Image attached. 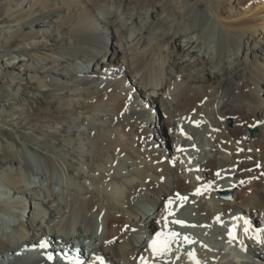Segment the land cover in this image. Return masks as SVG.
<instances>
[{
	"label": "bare ground",
	"instance_id": "obj_1",
	"mask_svg": "<svg viewBox=\"0 0 264 264\" xmlns=\"http://www.w3.org/2000/svg\"><path fill=\"white\" fill-rule=\"evenodd\" d=\"M222 1L0 0V264H264V0Z\"/></svg>",
	"mask_w": 264,
	"mask_h": 264
},
{
	"label": "rangeland",
	"instance_id": "obj_2",
	"mask_svg": "<svg viewBox=\"0 0 264 264\" xmlns=\"http://www.w3.org/2000/svg\"><path fill=\"white\" fill-rule=\"evenodd\" d=\"M221 3H219L220 6L224 7V10H225V12H223V14L224 15L226 13L228 14V11H229L230 7L226 5V0L222 1ZM28 12H25L24 15L22 14V16H21L22 19H20L21 17H18L19 20H23V16L27 17L28 16ZM31 12L33 13V16L35 15L34 18H33V20L35 19L34 21H36V19H37V21H36V23L38 22L36 24V28L37 29H44V25H42L41 22H43V20H49V19H51L52 15H53V12H51V11H49L47 13H41V10H40V7L39 6L36 7V8H34V10L31 11ZM11 19H12V17L9 14V11H8V9L6 7L5 2H0V24H3V23L4 24H7V23L11 22ZM260 32H262V34H263V31H260ZM39 36L40 35L38 34V32L37 33L34 32L33 34L28 35V37H30V39H29L30 41L31 40H37V39H39L40 38ZM28 37L26 39H24V40L23 39H20V38H12V39H2V41L6 42V44L10 48H12L13 51H18L19 46L20 45L21 46L24 45L27 42L26 40H28ZM63 45L64 44H63L62 41H60L59 44L56 45V46H54V47H53V45H52V47H49L48 43H40V44L33 45V49H27L26 48L25 50L33 51L35 49H38V50L40 49V50H44V53L45 52H49V53H54L55 54V53L59 52L58 49L60 47H62ZM42 48H44V49H42ZM263 51L264 50H262L260 52L259 51H256V53H254L253 56L249 52L248 53V57H249L248 62L247 63H244L242 61V64L241 65L243 67H246V68L252 70V68H254V63H260V60L258 58L259 57H264V52ZM246 64H247V66H246ZM8 74H10V73H7V77L10 76ZM12 74L15 75L16 73L13 72ZM1 79H2V77L0 78V95H1V92L4 91V89H5L4 85L7 84V81L6 80L1 81ZM27 79L28 80H25L24 81L26 83L23 86L25 88L27 87V91H30V93L36 92V94L39 93L40 96H36V95L30 96L29 94H27L26 96L24 95V97L27 98V100L29 101V107H31V109L30 108L29 109L31 110V114H32V116L30 118L26 117L24 119H28V120L33 121L36 118V116L44 117V109H46L48 106L51 107L52 112H55L56 111L57 100H54L53 99L52 94H51V90H49V89L44 90L43 88L35 87L34 84L36 82L35 81L34 82H31V80H29V78H27ZM22 131H25V129H22ZM0 136L3 139V141L4 140L10 141L11 138H13L12 137L13 136V133H9V131H6L5 130L2 134H0Z\"/></svg>",
	"mask_w": 264,
	"mask_h": 264
},
{
	"label": "water",
	"instance_id": "obj_3",
	"mask_svg": "<svg viewBox=\"0 0 264 264\" xmlns=\"http://www.w3.org/2000/svg\"><path fill=\"white\" fill-rule=\"evenodd\" d=\"M249 134L252 136L258 131L257 126L249 127ZM232 190L231 189H223L218 192V196L227 200L231 199Z\"/></svg>",
	"mask_w": 264,
	"mask_h": 264
},
{
	"label": "snow or ice",
	"instance_id": "obj_4",
	"mask_svg": "<svg viewBox=\"0 0 264 264\" xmlns=\"http://www.w3.org/2000/svg\"><path fill=\"white\" fill-rule=\"evenodd\" d=\"M229 235L231 236V235H232V233L230 232V233H229Z\"/></svg>",
	"mask_w": 264,
	"mask_h": 264
}]
</instances>
